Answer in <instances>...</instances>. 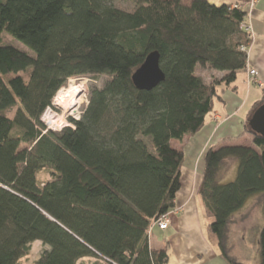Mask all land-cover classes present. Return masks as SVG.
Masks as SVG:
<instances>
[{"label":"trees","instance_id":"16d2710c","mask_svg":"<svg viewBox=\"0 0 264 264\" xmlns=\"http://www.w3.org/2000/svg\"><path fill=\"white\" fill-rule=\"evenodd\" d=\"M115 1L0 0V264H19L35 241L49 247L35 264H168V246L152 249L148 230L181 187L184 156L171 142L197 133L218 87L233 86L246 67L252 36L240 25L250 26L254 6L127 0L126 12ZM3 33L33 55L3 44ZM152 52L164 79L138 90L132 75ZM199 69L223 76L205 83ZM80 77L89 80L80 119L43 133L41 114ZM244 133L252 146L207 149L199 188L231 264H244L228 256L227 240L250 198L259 196L264 221V138L248 121ZM233 165L235 178L221 183ZM259 255L264 264V225Z\"/></svg>","mask_w":264,"mask_h":264},{"label":"crops","instance_id":"0c3cea01","mask_svg":"<svg viewBox=\"0 0 264 264\" xmlns=\"http://www.w3.org/2000/svg\"><path fill=\"white\" fill-rule=\"evenodd\" d=\"M211 1L220 5L241 3L247 6L250 0ZM254 1V7L249 14L252 37L247 49L246 67L237 72L236 82L233 84L235 89L233 86L218 87L219 97L215 99L213 111L206 116L203 127L194 135H186L179 142H171L172 148L182 152L184 156L180 169L181 187L175 195L174 208L166 214L169 219L167 228L160 230L153 226L148 230L152 249L168 246V264H231L223 256L216 237L209 232L212 217L205 208L199 188L204 155L209 147L216 146L217 149L243 145V142L249 143L252 140L248 133L243 134V129L264 92V0ZM251 69L257 72V79L263 84L262 88L248 84V70ZM211 74L217 79L223 76V73L213 71ZM250 95L252 99L247 105ZM235 175L236 165H233L223 173L221 183L232 181ZM250 199L238 212L236 222L229 226L228 256L236 262L259 264V234L264 221L258 205L259 196L255 197L254 206L250 204ZM237 229L244 230V237H240ZM40 249L45 251L49 247L39 241L33 242L27 254L19 260V264H35L39 258L35 254ZM239 252H242L244 258H239ZM76 264L107 263L99 258L84 257Z\"/></svg>","mask_w":264,"mask_h":264},{"label":"water","instance_id":"95a60500","mask_svg":"<svg viewBox=\"0 0 264 264\" xmlns=\"http://www.w3.org/2000/svg\"><path fill=\"white\" fill-rule=\"evenodd\" d=\"M131 79L138 90L150 91L158 86L164 79L159 67V55L156 52L148 54ZM248 126L254 134L264 138V99L248 120Z\"/></svg>","mask_w":264,"mask_h":264},{"label":"built area","instance_id":"2783aa9c","mask_svg":"<svg viewBox=\"0 0 264 264\" xmlns=\"http://www.w3.org/2000/svg\"><path fill=\"white\" fill-rule=\"evenodd\" d=\"M254 3H255V1L251 0V2L249 4L250 5L249 9H251L254 6ZM233 7L236 8L237 6L234 5ZM240 28H242L243 30L248 32L249 36L251 37L250 26H248L245 23H242L240 25ZM77 80H78L77 78L68 79L67 82L56 92V94L53 97L50 105L41 114L39 120L44 126L43 133H46L47 131L60 132L65 127L73 128V123L70 121V119L74 120V121H77L78 119L74 118L73 116L71 117L70 114L66 117L67 123L65 125H63L62 127H60V128H53L52 125L47 122V120H48L47 118L49 116H52V115L57 116L58 114L62 113L63 108L61 107V105H62L61 101H63L65 99L64 97L66 96L67 90H69L70 84L72 82L77 81ZM247 82H248V84L258 85L260 88L263 87V84L257 79V72L254 69L248 70V80H247ZM78 107L76 108V110L78 109ZM168 224H169V219H168L167 215H164V216L159 217L158 219H153L151 221V224H150L149 228H151L153 226H156L160 230H165L167 228Z\"/></svg>","mask_w":264,"mask_h":264},{"label":"rangeland","instance_id":"374dc122","mask_svg":"<svg viewBox=\"0 0 264 264\" xmlns=\"http://www.w3.org/2000/svg\"><path fill=\"white\" fill-rule=\"evenodd\" d=\"M210 1V3L211 4H216V5H220V4H217V3H215V2H213V1H211V0H209ZM250 2H251V0L249 1V4H250ZM114 5H115V7H117V8H119V9H121V10H123V11H126V12H131L132 10H133V4L130 2V1H127V0H117V1H115L114 2ZM250 6V5H249ZM248 8H250V7H248ZM248 12H249V10H248ZM1 42L3 43V44H9V45H12V46H15V47H18L19 49H21L22 51H24V52H26V53H28L30 56H32L33 54H32V52L31 51H29L26 47H24L21 43H18L17 41H15L13 38H11L8 34H6V33H3L2 34V37H1ZM241 71V70H240ZM212 72H209V71H207V70H197V74L200 76V77H202L203 78V80H204V82L205 83H207L208 82V80H210L211 81V79H212V74H211ZM80 82H84L85 84H86V88H87V92H86V98H85V102L84 103H82L79 107H78V109H77V115H75V114H73V113H71L70 114V116L72 117H74V118H77L78 120L80 119V113L82 112V109H83V106L84 105H86V103H87V97H88V84H89V80H88V78H86V77H80V78H77ZM103 81H104V78H101V79H99L98 81H97V84H98V86L99 85H101L102 83H103ZM238 84V83H237ZM262 96V92H260V97ZM251 99H252V96L250 95L249 96V99H248V102H247V105H248V103H249V101H251ZM16 110V107H13L10 111H9V113H8V116L9 117H13V114H14V111ZM248 135H250V134H248ZM250 137H251V135H250ZM252 139V137L250 138V140ZM247 141L246 142H243L242 144V146H252L250 143H251V141H249V143H248V145H247ZM236 146V145H235ZM42 178H45L46 177V175H42L41 176ZM235 178V177H234ZM233 178V179H234ZM232 179V180H233ZM251 201H250V204L251 205H253L254 206V202H255V197H252L251 199H250ZM261 211V210H260ZM253 215V214H252ZM251 215V216H252ZM213 221V218H211V222ZM238 231H239V235H240V237H244V230H242V229H237ZM236 230V231H237ZM210 232V231H209ZM212 234V233H211ZM152 239V238H151ZM41 252H42V250L40 249L38 252H37V254H35V256H39L40 254H41ZM259 257H260V255H259ZM239 258H244V255L242 254V252H239ZM242 263V262H241Z\"/></svg>","mask_w":264,"mask_h":264},{"label":"bare ground","instance_id":"6f19581e","mask_svg":"<svg viewBox=\"0 0 264 264\" xmlns=\"http://www.w3.org/2000/svg\"><path fill=\"white\" fill-rule=\"evenodd\" d=\"M86 84L79 80L72 82L69 86V90L66 92L65 99L61 101L62 113L57 116H49L47 122L52 125L53 128H60L67 123L66 117L73 113L77 114L76 108L85 102L86 98Z\"/></svg>","mask_w":264,"mask_h":264}]
</instances>
